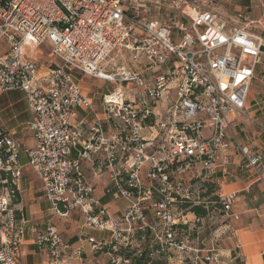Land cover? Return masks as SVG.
Listing matches in <instances>:
<instances>
[{
  "label": "built area",
  "instance_id": "1",
  "mask_svg": "<svg viewBox=\"0 0 264 264\" xmlns=\"http://www.w3.org/2000/svg\"><path fill=\"white\" fill-rule=\"evenodd\" d=\"M205 3L0 0V39L8 46L0 54V91L24 93L31 115L26 129L34 138L25 146L0 125V264H23L14 200L27 167L41 180L54 215L77 210L87 226L111 232L119 242L111 245L115 264L130 263L122 254L134 233L146 228L153 237L150 258L169 249L178 263L226 264L218 251L203 253L192 245L189 221L174 207L199 203L196 180L212 172L220 157L226 163L232 148L244 169L264 181L263 152L242 145L232 130L235 117L246 112L263 40L242 13L226 19ZM161 9L169 12L165 19L158 16ZM42 44L60 63L38 66L28 49ZM75 73L111 84L100 117ZM80 111L93 117H80ZM104 121L113 124L114 134L104 133ZM146 128L149 137L142 134ZM93 156L129 200L118 218L109 216L83 177L81 162ZM235 197L217 195L221 214L231 211ZM36 240L53 252L62 245L52 224ZM88 240L93 251L106 244Z\"/></svg>",
  "mask_w": 264,
  "mask_h": 264
},
{
  "label": "crops",
  "instance_id": "2",
  "mask_svg": "<svg viewBox=\"0 0 264 264\" xmlns=\"http://www.w3.org/2000/svg\"><path fill=\"white\" fill-rule=\"evenodd\" d=\"M197 1H209L207 6L226 19H232L235 14L242 13L250 21L251 31L263 40V55L255 68L256 74L249 90L246 112L235 117L232 130L242 145L259 149L264 154V0ZM85 76L75 73L76 80L90 96L94 110L100 117L102 95L112 88L108 87L109 89L105 90V84L99 86L96 84L94 91L90 89L92 84L84 80ZM84 83H88L87 87ZM79 115L86 116L88 120L93 117V114L87 111H80ZM30 118L23 92L0 91V125L7 132H12L25 146L34 143L33 135L26 129ZM103 131L107 135L114 134L113 124L104 121ZM142 132H145L142 133L145 136H151L147 128ZM87 135L84 126V137ZM79 150V146L74 148L71 156H77ZM22 159L26 162L23 155L20 157L21 162ZM227 160L225 163L220 157L217 167L210 173L200 175L197 180L209 179L216 185L217 195L234 193L236 197L231 211L228 214H221L217 195L211 198L207 194L202 199L198 197L199 203L193 205L205 210L204 215L192 212L193 206L185 203L175 205V214L189 221L192 245L203 253L214 249L220 253L226 264H264V181H257L252 172L244 169L241 155L234 148L229 150ZM81 164L83 177L92 187V196L107 209L111 218L121 216L127 210L129 200L117 193L103 160L93 156ZM18 189L14 208L17 211L18 225L22 228L23 264H115L113 260L118 254L112 251L111 245L119 246V242H114L111 232L87 226L84 224V215L77 210L67 216L54 215L50 202L43 194L41 180L28 167L18 179ZM144 204L147 218L152 222L153 212L149 207V201ZM47 224L54 225L62 239V245L54 252L49 245L40 248L37 244L36 237L45 230ZM88 237L106 244L93 251ZM132 238L130 248L122 254L129 258V264H182L176 262L173 252L169 249L156 254L154 258L149 257L153 241L149 228L136 231Z\"/></svg>",
  "mask_w": 264,
  "mask_h": 264
},
{
  "label": "rangeland",
  "instance_id": "3",
  "mask_svg": "<svg viewBox=\"0 0 264 264\" xmlns=\"http://www.w3.org/2000/svg\"><path fill=\"white\" fill-rule=\"evenodd\" d=\"M194 1V0H193ZM197 1V0H195ZM199 4L202 5L203 1H197ZM209 1H207V3H205L206 5H208ZM125 8L128 10V12H130V8H129V4H125ZM154 14V13H153ZM167 14H169V12L166 9H161L159 11V17L162 16L164 19L167 17ZM8 46L6 43V40L4 38L0 39V54L5 52L7 50ZM29 54H31L32 56L35 57V59L37 60V64L39 67H41V69L46 68L49 65H54V63H60L59 60L57 59H53L51 57H49V52H50V48L48 45L46 44H42L38 47L35 48H30L28 49ZM84 80L88 83H91L92 86L90 87V89L96 91V87L101 85V84H105L106 88L105 90L109 89L111 87V84L101 80V79H92L89 76H85ZM88 83H84V85L87 87ZM97 84V86H96ZM109 87V88H108ZM101 91V89H99V92ZM13 111H18V110H13ZM3 116V115H2ZM12 122H10L11 124ZM145 133V132H142ZM22 162H25V160L22 159ZM195 189L197 191V196L202 199L203 197H206V195L208 194L209 196H211V198L216 197L218 191H217V187L216 185L211 182L209 179H205L204 181H201L200 179L197 180V183L195 184Z\"/></svg>",
  "mask_w": 264,
  "mask_h": 264
},
{
  "label": "trees",
  "instance_id": "4",
  "mask_svg": "<svg viewBox=\"0 0 264 264\" xmlns=\"http://www.w3.org/2000/svg\"><path fill=\"white\" fill-rule=\"evenodd\" d=\"M18 198V197H17ZM17 198L14 200V202L17 200ZM191 211H195L197 214H200V215H204L206 213L205 210H203L202 208L198 207V206H193Z\"/></svg>",
  "mask_w": 264,
  "mask_h": 264
}]
</instances>
